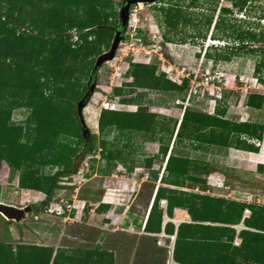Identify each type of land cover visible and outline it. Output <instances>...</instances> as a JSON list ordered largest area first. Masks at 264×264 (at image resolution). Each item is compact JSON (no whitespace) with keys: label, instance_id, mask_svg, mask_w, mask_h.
<instances>
[{"label":"trees","instance_id":"obj_1","mask_svg":"<svg viewBox=\"0 0 264 264\" xmlns=\"http://www.w3.org/2000/svg\"><path fill=\"white\" fill-rule=\"evenodd\" d=\"M227 1L231 7L219 8V15L232 18L234 11L246 12L248 0ZM160 11L161 22L166 28V33H163L165 40L178 24L191 23L190 17L177 7L160 8ZM116 14L118 24V12ZM114 16L111 0H0V164L4 162L18 172L19 188L44 194L42 205L48 204L51 194L60 189L57 180L71 175L76 168L74 163L91 151L77 103L84 104L90 97L87 94L88 79L96 59L86 85L79 82L77 74L83 70L81 75L86 77L87 71L82 66L84 61L93 56L97 58L104 52L100 45L106 32L113 31L114 36L117 24L107 26ZM217 20L214 27L219 28ZM210 21L211 17L207 26ZM94 27L96 29L92 30ZM74 30L79 34L77 41L72 43L67 32ZM228 39L232 44L226 43L221 48L231 55L259 57L254 74L262 83L264 33L257 35L249 28H233ZM108 45L109 41L106 47ZM72 66L75 68H70ZM125 75L133 81L125 84L127 91L114 88L115 96L130 95L138 89L177 94L188 83L184 79L178 85L163 73L155 74V67L147 65H135ZM120 102L131 104L134 99L123 98ZM263 103L262 94H248L247 107L260 109ZM18 108L29 109L22 124L11 121L12 111ZM219 112L217 110L211 115L185 109L176 126L172 119L148 113L141 106L135 111L103 109L98 117V130L103 133L114 129L143 136L158 133L166 136L167 140L174 134L175 144L188 141L198 143L197 148L216 146L257 153L258 147L248 140H262L264 126L255 122H232ZM68 137L77 139V144L69 141ZM162 138L159 154L165 157L167 145L162 143ZM101 146L108 164L117 161L125 164L119 152H108L104 142ZM151 161L149 159L146 166ZM189 163L191 161L186 157L169 152L164 162L167 175L160 181L176 187H182L186 179L203 183L202 179L187 175ZM45 166L58 169L52 174L40 173ZM206 167V164L202 165V168ZM106 170L103 174L108 173ZM205 190L203 186L202 191ZM161 200L166 202L165 207H161ZM108 208V204L98 203L94 212L101 213ZM175 208L185 210L191 222L180 223L177 227L170 221L163 224L164 214L171 219ZM244 209L250 213L242 220ZM241 221L244 228L237 233L234 226ZM161 230L169 238L175 237L171 253L175 264H264V205L158 187L144 232L158 234ZM236 235L240 240L238 246L232 245ZM3 245L9 255L6 264H24L20 262L21 258L16 260L9 245ZM50 258V250L47 249L36 261L37 264H49ZM88 262L101 264L98 256L88 257Z\"/></svg>","mask_w":264,"mask_h":264},{"label":"rangeland","instance_id":"obj_2","mask_svg":"<svg viewBox=\"0 0 264 264\" xmlns=\"http://www.w3.org/2000/svg\"><path fill=\"white\" fill-rule=\"evenodd\" d=\"M111 1L114 3L115 16L109 19L110 24L107 26L117 24L116 13L123 0ZM160 1L155 4L139 3L130 8L129 20L122 32L115 56L96 68L93 93L81 108L85 126L83 132L87 135L86 140L91 151L74 163L76 168L71 175L57 180L60 189L51 194L50 202L42 205L44 194L19 188L18 172L11 170L4 162L0 164V202L17 208L31 207V212L18 222L0 216V264H6L9 258L3 244L13 249L12 254L16 260L21 258V263L37 264L36 259L40 253L30 242H36L38 236L45 243L63 240L64 237L67 239V236L78 235V226L83 229V235L88 236L91 233L87 229L97 231L99 227H103L107 232L106 236L99 231L97 235H101L103 241L110 240L113 237L112 229L118 227L114 221L115 209H127V213L142 220L140 215L147 212L148 202H151L158 187L264 205V173L258 175L248 170L244 174L241 158H238L234 148H197L198 143L188 141L175 144L174 134L167 140L166 136L158 133L143 136L136 132H119L114 129L99 132L98 117L103 109L135 111L138 106L148 113L172 119L176 126L185 109L211 115L218 110L223 118L232 122H255L264 126V103L260 109L246 106L249 93L256 92L264 96V80L259 83L254 74L259 57L248 54L231 55L228 50L221 48L226 43L232 44L228 37L233 28H249L257 35L264 33V0H248L246 12L234 11L232 18L218 13L221 7H231L227 0ZM169 7H177L183 11L190 17L191 23L178 24L175 30L169 32V39L165 40L163 33H166V28L161 22L160 8ZM210 17L211 21L207 26ZM216 20L219 28L214 27ZM94 29L96 27L92 28ZM67 34L71 35L72 43L77 41V31ZM106 34L103 44L100 45L101 51L108 50L113 31ZM108 41L109 45L106 47ZM95 57L87 59L82 65L87 71L86 77L82 76L83 70L80 71L82 75L77 74L79 82L84 85L87 84ZM135 65L154 66L155 74L163 73L167 79L178 85L187 79V86L177 94L138 89L130 95L124 93L115 96L114 88L128 90L125 84L131 83L133 78L125 74ZM262 77L264 79V70ZM129 97L134 99L131 104L120 102L121 99ZM28 114L27 108L15 109L12 111L11 121L22 124ZM161 137L164 140L162 143L167 145L166 155L171 152L189 159L191 163L188 164L187 175L200 178L203 183L186 179L182 187H176L160 181L167 175L164 170L166 155L163 157L159 154ZM68 140L77 144V139ZM102 142L106 143L108 152H119L125 164L121 161L108 164L103 156L105 154ZM248 143L258 148L264 147V127L262 140L251 139ZM149 159L152 161L146 166ZM204 164L207 165L206 168H202ZM57 169L55 166H45L39 172L52 174ZM105 170L107 174H103ZM155 175L156 178H153ZM203 186L206 187L205 191H202ZM99 196V203H107L109 206L104 213L94 212ZM83 197L89 198V201L83 200ZM161 201L165 206L166 202ZM120 227L127 228L123 224ZM137 229L139 231V227ZM79 238L83 236L74 239ZM158 239L155 244L163 252L158 256H148L143 261L141 259L139 264H164V260L171 256L170 238L164 236L160 238L161 241ZM25 241L28 243H24ZM68 262L67 260L65 263Z\"/></svg>","mask_w":264,"mask_h":264},{"label":"crops","instance_id":"obj_3","mask_svg":"<svg viewBox=\"0 0 264 264\" xmlns=\"http://www.w3.org/2000/svg\"><path fill=\"white\" fill-rule=\"evenodd\" d=\"M258 149L257 153L233 149L238 154V158H241L240 162L241 167L245 170V173L243 172L244 174L248 173V170H251V172L254 171L258 175L264 173V147ZM253 176L256 175L254 174ZM83 200L89 201V198L83 197ZM99 200L100 196L98 197L97 202H95L97 205ZM151 203L152 199L151 202H148L149 207H147V212L144 215H140L143 217L142 220L135 217V213V216H132L131 213H127V209L117 207L113 214L115 215L114 221L117 223L118 227L112 229L111 236L113 237L110 238V240L107 239L103 241L101 235H97V232L99 231L100 233H103L104 237L106 236L107 232L104 231L105 228L103 227H99V230L97 229V231H90V229H87L91 233L88 236L83 235V229L78 226L80 229L77 230L78 235H70L72 236L70 237L67 236L69 235L67 234V239L64 237L65 239L63 240L57 239L49 243L43 242L40 239V236L37 235V241L30 242V245L33 248H36L40 254H45L47 249L50 250V264H53V262L55 264H91L88 262V257L94 258L96 256H98L101 264H105V261L107 264H139L141 259L143 261L148 258V256L152 257L154 254L155 256H158L163 252V249H160V247L155 244V241L158 238V240L161 241L160 238L166 236L163 231L161 230L158 234L144 232V224L148 217ZM101 213H104V211ZM165 216L166 215L164 214V217ZM166 221L172 223L175 221L178 225L180 223L191 222L187 212L179 208H175L173 210V217L171 219L167 217L165 222ZM120 224L127 226V228L120 227ZM137 227H139V231H136ZM81 235L83 238L74 239ZM174 238V235L170 237V246L174 243ZM24 243L28 242L25 241ZM22 246H26V244H22ZM162 246L164 247V245ZM67 260H69V262L65 263ZM171 260L172 256L166 258L164 264H169Z\"/></svg>","mask_w":264,"mask_h":264},{"label":"water","instance_id":"obj_4","mask_svg":"<svg viewBox=\"0 0 264 264\" xmlns=\"http://www.w3.org/2000/svg\"><path fill=\"white\" fill-rule=\"evenodd\" d=\"M158 1L160 0H123L121 2L120 8L118 9V21L119 22L117 26L114 27V36L111 41L110 47L107 51H104L99 56H97L94 67L90 73V76L88 79L89 90L87 93L89 96L93 93V90H92V88L94 87L93 76L96 72V68L100 64L104 63L105 61L111 60L115 56V52L117 50L118 44L122 39V34H123L122 32L125 30L128 20H129L130 8L139 3L155 4ZM83 105L84 104H82L81 102L77 103V110L80 114L81 120H82L81 108L83 107ZM30 212H31L30 206H24L22 208L21 207L17 208L15 206L3 204L0 202V216L6 220L18 222L20 220H23L25 215H27ZM163 219H164L163 221L164 223L165 220H167V217L165 216L163 217ZM173 223L175 226L178 225V223H176L175 221H173ZM242 227H244L242 224V221L237 226H234L236 231H238ZM170 264H175V262L171 260Z\"/></svg>","mask_w":264,"mask_h":264},{"label":"built area","instance_id":"obj_5","mask_svg":"<svg viewBox=\"0 0 264 264\" xmlns=\"http://www.w3.org/2000/svg\"><path fill=\"white\" fill-rule=\"evenodd\" d=\"M77 37V36H76ZM161 202H163V201H161ZM161 205L164 207V203H161ZM249 210L248 209H244L243 210V213H242V220L244 219V218H246V217H248V215H249ZM244 227H242L241 229H243ZM241 229H239V230H241ZM238 230V231H239ZM238 231H237V233H238ZM239 242H240V240L237 238V235L235 236V238H234V241H233V244L234 245H238L239 244ZM172 250V249H171Z\"/></svg>","mask_w":264,"mask_h":264},{"label":"clouds","instance_id":"obj_6","mask_svg":"<svg viewBox=\"0 0 264 264\" xmlns=\"http://www.w3.org/2000/svg\"><path fill=\"white\" fill-rule=\"evenodd\" d=\"M156 192V191H155ZM155 194V193H154ZM154 197V196H153ZM152 201H153V198H152ZM107 204V203H106ZM152 204V203H151ZM161 204V203H160ZM151 207V206H150ZM165 207V206H164ZM174 244V243H173ZM172 250H173V248H172ZM172 250H169L170 252H172Z\"/></svg>","mask_w":264,"mask_h":264},{"label":"bare ground","instance_id":"obj_7","mask_svg":"<svg viewBox=\"0 0 264 264\" xmlns=\"http://www.w3.org/2000/svg\"><path fill=\"white\" fill-rule=\"evenodd\" d=\"M172 247H173V244L169 247V249L171 250L172 249ZM171 262V261H170ZM170 264V263H169Z\"/></svg>","mask_w":264,"mask_h":264}]
</instances>
